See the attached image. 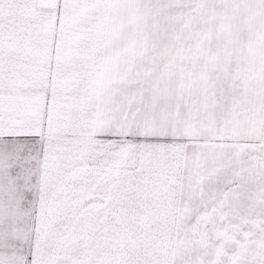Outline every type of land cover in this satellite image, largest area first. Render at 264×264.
<instances>
[{
    "label": "snow or ice",
    "instance_id": "6c2138e0",
    "mask_svg": "<svg viewBox=\"0 0 264 264\" xmlns=\"http://www.w3.org/2000/svg\"><path fill=\"white\" fill-rule=\"evenodd\" d=\"M0 264H264V0H0Z\"/></svg>",
    "mask_w": 264,
    "mask_h": 264
}]
</instances>
